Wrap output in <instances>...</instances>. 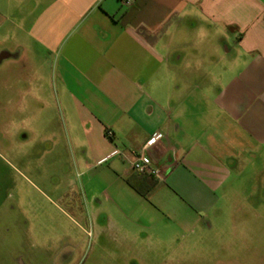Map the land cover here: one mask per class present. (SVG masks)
<instances>
[{"label": "crops", "instance_id": "0c3cea01", "mask_svg": "<svg viewBox=\"0 0 264 264\" xmlns=\"http://www.w3.org/2000/svg\"><path fill=\"white\" fill-rule=\"evenodd\" d=\"M131 1L0 0V41L40 80L47 70L73 147L98 170L91 198L133 226L121 233L211 225L264 175V0ZM141 154L160 176L134 170ZM42 251L12 247L0 264H41Z\"/></svg>", "mask_w": 264, "mask_h": 264}, {"label": "rangeland", "instance_id": "374dc122", "mask_svg": "<svg viewBox=\"0 0 264 264\" xmlns=\"http://www.w3.org/2000/svg\"><path fill=\"white\" fill-rule=\"evenodd\" d=\"M3 48L12 57L0 58V263L5 250L36 246L41 264H264L263 173L220 203L211 225L129 238L114 202L91 198L98 170L73 147L47 70L40 80L28 52Z\"/></svg>", "mask_w": 264, "mask_h": 264}, {"label": "built area", "instance_id": "2783aa9c", "mask_svg": "<svg viewBox=\"0 0 264 264\" xmlns=\"http://www.w3.org/2000/svg\"><path fill=\"white\" fill-rule=\"evenodd\" d=\"M125 3H132L131 0H124ZM108 135H112V132H109ZM151 141L149 142V144ZM122 151L116 150L113 155H121ZM132 167L134 168L135 171L144 173V174H149V175H154V176H160L161 171L158 168H155L152 164V159L145 154H141L136 158L134 161H132Z\"/></svg>", "mask_w": 264, "mask_h": 264}, {"label": "trees", "instance_id": "16d2710c", "mask_svg": "<svg viewBox=\"0 0 264 264\" xmlns=\"http://www.w3.org/2000/svg\"><path fill=\"white\" fill-rule=\"evenodd\" d=\"M138 173H140V172H138ZM140 174H144V173H140ZM144 175H146V174H144Z\"/></svg>", "mask_w": 264, "mask_h": 264}]
</instances>
